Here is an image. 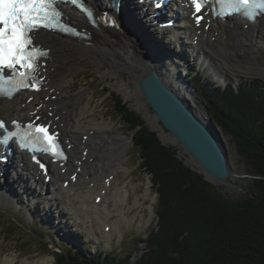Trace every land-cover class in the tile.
Segmentation results:
<instances>
[{
  "label": "bare ground",
  "instance_id": "obj_1",
  "mask_svg": "<svg viewBox=\"0 0 264 264\" xmlns=\"http://www.w3.org/2000/svg\"><path fill=\"white\" fill-rule=\"evenodd\" d=\"M91 1L98 9L104 3L107 4L105 0ZM150 7L148 4L140 3L139 0H120L119 14L125 16L128 24L134 26L136 34L101 24L97 28H91L89 42L70 39L51 32L37 33L39 41L50 48L49 58L42 68V74L46 75L43 92L40 93V97L38 94L23 93L10 100L1 99L0 116L12 118L29 116L35 112L46 117V121H51L59 131V137L69 146L71 160L62 165L52 163L49 172L52 178L44 182V177L38 173L36 166L30 163L26 155L17 154L21 157L22 167L18 166L15 169L12 163L5 167L0 165V182L3 181V185L0 186V202L11 200L9 198L16 191L13 187L16 183L31 198L30 205L39 204L38 198L46 197L49 192L55 190L61 195L70 216L75 221L81 222L94 237L105 240H110L114 232L120 233L121 226L125 224H135L138 221L137 225L141 226L143 220H149L142 214V210L145 199L150 197L152 187L150 179L146 180L144 190L137 195L134 194L131 201H129L130 190L126 185L120 186L112 182L117 168H112L111 165L118 163L119 155L130 144V136L115 132L110 124L103 121V118L99 119L94 115V110L89 111L88 90L83 87L74 91L71 88L73 83L68 80L74 78L77 72L75 66L82 68L85 65L84 61L95 68L104 64H108L110 68L120 66L130 77L129 82L119 79L116 82L117 88L135 107L145 112L148 120L154 117L145 109V100L142 99L137 84L150 70L156 71L169 88L189 101L187 95H193L190 85L182 78L183 74H179L175 79L179 70L175 55L162 51L159 34L154 32L152 34L151 29L143 24V18L153 21L152 18H148L153 12ZM170 12L172 15L177 14L178 19L171 29L158 28L161 34L171 35L176 44L181 46L185 44L193 51H201L206 59L211 60L214 56L226 63L230 61L234 64L247 65L250 60H254V53L264 47V18L258 19L255 23H248L235 17L226 21L213 19L209 21L210 25L204 28L203 24L200 27L193 24V20L188 16L191 12L188 7ZM66 14L73 23H85L83 16L74 9L68 8ZM158 18L160 17L156 19ZM181 34L188 40H183ZM113 71L116 70L110 69L107 73ZM29 97L32 99L29 100ZM40 103L41 106L37 107ZM196 113L207 120L205 113L199 110H196ZM84 134H88L87 140L82 139ZM166 139L170 138L166 137ZM74 172H76V180L71 178ZM66 180L68 182L65 186L63 182ZM209 180L212 182L215 179ZM37 186H39L38 192H36ZM97 196L100 197L99 202L95 201ZM47 203V209L53 210L55 203L51 200ZM135 208L139 209L136 211ZM148 208L151 214L153 205L150 204ZM106 226H109L108 232L105 231ZM16 258L17 256L5 257L0 264H16ZM26 259L19 264L49 262L47 257L38 260Z\"/></svg>",
  "mask_w": 264,
  "mask_h": 264
},
{
  "label": "trees",
  "instance_id": "obj_2",
  "mask_svg": "<svg viewBox=\"0 0 264 264\" xmlns=\"http://www.w3.org/2000/svg\"><path fill=\"white\" fill-rule=\"evenodd\" d=\"M194 86L213 122L245 159L249 194L225 198L184 165L174 147L161 144L116 95L111 107L128 130L136 129L133 145L140 168L156 188L157 229L142 239L146 250L133 262L102 250L68 247L53 253L54 264H264V81Z\"/></svg>",
  "mask_w": 264,
  "mask_h": 264
},
{
  "label": "rangeland",
  "instance_id": "obj_3",
  "mask_svg": "<svg viewBox=\"0 0 264 264\" xmlns=\"http://www.w3.org/2000/svg\"><path fill=\"white\" fill-rule=\"evenodd\" d=\"M132 27L130 25L124 29ZM132 29L134 30V28ZM132 29L129 30L133 31ZM150 29L151 33H155V29ZM171 38V36H165L160 41L161 45H159L162 51L174 54L175 58L186 52L183 60L173 57L179 63V70L176 72L175 79L178 78L179 74H183V65H186L185 67L190 71L192 77L195 70L199 71L192 79L195 83L198 80L202 82L203 79H206L223 88L228 83H232L234 87H237L241 81L255 79L264 81V47L254 53V60H250L247 65L242 63L234 64L230 61L226 63L220 59L222 63L214 56L211 60L205 58V62H202L200 60L203 54H195L185 44H182L183 46L179 48L177 44L171 41ZM183 40L187 41V38ZM140 42H142V39ZM181 48L182 50H179ZM84 63L85 65L82 68L81 66H75L77 72L74 74V78H71L68 82L73 83L71 88L74 91L83 87L88 90V94H90L88 109L89 111L94 110L93 113L97 118H103V121L110 124L115 132L130 136V144L119 155L118 163L111 165L112 168H117L114 174L116 176L112 182L120 186L126 185V188L130 190L129 201H131L130 199L134 194L137 195L144 190L146 180L150 179L151 181V175L141 169L140 164L138 165L140 161L136 153L137 150L133 145L136 129L128 130L120 122L111 107V100L116 95L122 99L130 110L136 112L140 119L144 121V125L155 133L161 144L174 147L177 157L183 161L184 165L197 172L198 167L189 160L188 155L182 151L179 145L164 137L165 135L168 136V132L161 127L160 122L153 118L150 119L151 121L148 120L145 112L135 107L131 100L125 98L117 88L116 82L119 79L122 78L129 82L130 76L126 70L121 69L120 66L110 68L108 64L95 68L87 61H84ZM110 69H115L116 71L107 73ZM181 76L187 82L186 77L184 75ZM130 84L132 85V83ZM190 89L193 95H187L189 102L200 112L206 113L205 107L197 93L192 87ZM142 99L144 98L142 97ZM145 104V109L151 115V108L146 102ZM218 131L226 149L231 167V176L224 181L212 180L214 182L212 183L209 180L208 182L228 200H238L249 194L248 182L250 174L248 173V167L243 156L237 151V145L232 137L225 134L219 127ZM2 185L3 181L1 180L0 186ZM13 187L16 188V191L9 198L11 200L0 202V263L5 257L17 256L16 264L26 258V260H38L42 257L49 259L47 264H54L53 253L68 247H72L77 251L87 250V245H89L88 251L90 253H96L102 249L119 260L127 259L128 262H133L146 250V242L142 239H146L151 230L157 229L158 219L154 213V209L157 207V193L153 185L150 189V197L145 199L142 210V214L149 220H143L141 226L137 225L138 221L135 224L131 223L121 226V232H114L110 240L94 237L81 222L75 221L70 216L64 206L61 195L57 191L53 190L46 197L38 198L39 204L30 205L31 198L26 195V192L21 190L17 183ZM36 192H38V187ZM152 197L155 199H152ZM50 200L55 203L53 210L47 209V202ZM150 204L153 205L151 214L148 208ZM138 209L135 208L136 211ZM112 216L116 217L117 215Z\"/></svg>",
  "mask_w": 264,
  "mask_h": 264
},
{
  "label": "snow or ice",
  "instance_id": "obj_4",
  "mask_svg": "<svg viewBox=\"0 0 264 264\" xmlns=\"http://www.w3.org/2000/svg\"><path fill=\"white\" fill-rule=\"evenodd\" d=\"M70 2L78 4V0ZM207 3L208 0H191L197 24L203 18L198 14L202 13ZM217 3L220 5L218 16L237 14L248 20L264 16V0H217ZM79 6L88 12L83 4ZM88 14L91 15L90 12ZM61 17L56 0H0V79L7 71L11 73L7 80L14 82L16 89L31 87L40 90L39 60L48 53L33 43V34L41 28L78 34L74 28L63 25ZM0 94L4 93L0 91ZM14 137L18 138L21 148L53 157L64 156L58 134L50 132L48 125L29 122L25 129L8 133L3 142L7 143ZM39 166L44 168L43 164Z\"/></svg>",
  "mask_w": 264,
  "mask_h": 264
},
{
  "label": "water",
  "instance_id": "obj_5",
  "mask_svg": "<svg viewBox=\"0 0 264 264\" xmlns=\"http://www.w3.org/2000/svg\"><path fill=\"white\" fill-rule=\"evenodd\" d=\"M137 89L152 110L153 117L168 132L203 177L223 181L230 176V166L218 127L208 111L207 120L196 108L169 88L159 74L150 70L137 84Z\"/></svg>",
  "mask_w": 264,
  "mask_h": 264
}]
</instances>
